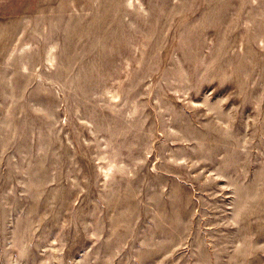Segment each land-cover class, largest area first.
<instances>
[{
	"label": "rangeland",
	"instance_id": "374dc122",
	"mask_svg": "<svg viewBox=\"0 0 264 264\" xmlns=\"http://www.w3.org/2000/svg\"><path fill=\"white\" fill-rule=\"evenodd\" d=\"M0 264H264V0H0Z\"/></svg>",
	"mask_w": 264,
	"mask_h": 264
}]
</instances>
